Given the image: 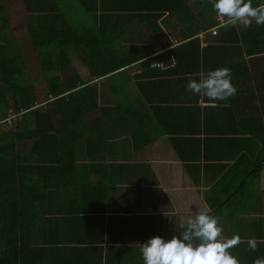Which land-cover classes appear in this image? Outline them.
<instances>
[{"label":"crops","instance_id":"crops-1","mask_svg":"<svg viewBox=\"0 0 264 264\" xmlns=\"http://www.w3.org/2000/svg\"><path fill=\"white\" fill-rule=\"evenodd\" d=\"M31 1L27 4L25 0H0V43L7 44V41L14 40L25 61L35 59L27 32L31 17L40 18L34 23L50 41L58 37L60 28L93 30L102 44L113 45L111 49L105 48L97 58L114 60L126 54L137 59L125 70L109 74L112 76L96 77L81 62L83 56L77 51L76 43L68 42L70 46L64 47L63 52H68L70 63L59 77L62 80L77 79V89L96 86L100 111L86 114L84 122L92 129L90 137L95 136L104 144L88 151L81 142L74 152L70 151L71 155L77 157L80 168L77 174L80 178L85 177L91 186L80 202L89 205L93 214L84 216V226H80L83 221L76 223L71 218H68L69 222L60 224L53 244L46 247L48 253L41 254L40 259L31 264H143L140 244L153 236L170 239L184 230L189 216L206 209H210V214L217 217L225 237L230 238L233 234L241 237L240 243L229 249L240 264H253L255 258L264 257V52L255 55L244 53L235 58L239 70L234 72V76L240 79L242 86H235L236 94L220 106L202 99L188 104L186 94L179 97V102L170 101V107L181 113L174 121L175 125H180L172 127L171 123L163 119V123L168 124L166 128H171L172 132L160 135L153 124L154 119L163 117L154 110L156 104H153L154 117L146 113L150 106L144 94L147 95L150 88L155 87L166 88L169 94L174 88L164 78L151 77V68L146 69L148 62L145 60L149 57L165 60L170 48L166 45L167 41L172 46L180 42L178 29L174 30L178 27L175 18H169L168 13L163 12L155 24L150 25L160 28L167 36L168 40L161 42L146 30L148 27L141 24L143 19L138 16L152 12L141 9L150 0H95L93 6L89 7H82L80 0ZM42 1L48 2L45 11L30 9L42 4ZM54 4H57L56 9H50ZM188 6L195 9L193 2H189ZM130 29H135L137 33L132 36ZM198 35L202 48L207 47L214 37L218 39V35L203 32ZM130 37H135V40ZM228 40L223 44L214 43L223 47L228 44L240 45L231 36H228ZM147 44L153 45L155 52L143 56ZM127 49L133 53H127ZM208 56L209 61L212 60V53L209 52ZM216 56L218 53L215 50L213 58ZM242 62L246 68H243ZM212 63L214 69L215 66L221 68L225 65L219 58ZM32 69L27 70V77L31 81L36 79L32 89L34 92L42 89L44 100L47 98L46 83L41 80L38 65L35 72H30ZM141 74L142 78H138ZM198 74L200 78L202 73ZM110 77L113 78L108 80ZM185 89L184 86L182 91ZM116 103H119V109L115 114ZM183 105L223 109L218 112L215 109L209 118L208 134H199L201 145L208 146L198 149L200 158L195 164L199 170L197 178L192 172L195 169H190L177 157L171 141V138L180 137L179 132L174 133L173 129L187 125L180 118L183 113H187ZM123 109L127 111L118 115ZM128 111L136 115L127 117ZM168 119L172 120L171 117ZM132 123L139 124L137 128L143 131L139 135L143 136L140 142L155 140L134 149L131 134L136 130L131 127ZM54 125L57 128L55 122ZM17 150L28 151L26 148ZM256 163L260 168L258 177L249 179ZM247 171L250 172L243 177ZM237 184L243 188L230 203L214 211L211 206L218 204L221 196L224 197ZM99 223L102 232L95 228ZM54 232L56 228L50 237ZM39 235L37 240L41 238V233ZM50 237L45 241L49 242ZM250 237L259 240L255 251L248 248ZM94 241L96 244H92ZM39 242L33 249L43 247L41 240ZM23 260L30 264L31 256L23 257Z\"/></svg>","mask_w":264,"mask_h":264},{"label":"trees","instance_id":"trees-1","mask_svg":"<svg viewBox=\"0 0 264 264\" xmlns=\"http://www.w3.org/2000/svg\"><path fill=\"white\" fill-rule=\"evenodd\" d=\"M25 2L29 4L33 1L25 0ZM80 2L82 7H89L93 6L95 0H80ZM189 2H193L194 10L188 6ZM260 2L261 0H253V6L255 7ZM212 3L213 0H150L141 7L146 12L152 11L138 16L143 19L141 24L147 26L146 30L151 32L157 40L161 42L168 40L160 28L150 26L155 24L163 12H167L169 18H175L178 27L175 28L174 25L173 28L178 29L180 33V42L176 46H172L167 41L166 45L170 48L165 60H155L152 57H146L145 60L146 63L148 62L146 69L151 68V74H149L152 75L151 77L164 78L174 88L169 94L163 87L150 88L148 94H144L146 103L150 106L146 113L154 117L155 110L163 117L154 119L153 124L160 135L172 132L171 128H166L168 124L163 123V119L171 123L173 127L176 117L181 115L180 112H176V108L170 107V101L179 102L181 101L179 97L186 94L189 99L188 104L196 103L199 99L212 102L206 97L202 98L190 91L182 90L184 86L186 88L190 79H199V72L206 74L207 71L213 70V60L219 58L225 64L223 67L231 69L234 86H242L240 79L234 76V72L239 70L235 58L244 53L255 55L264 52V25H257L255 22L245 27L237 22L219 26L217 24L218 13L213 9ZM55 6L57 4L50 9H56ZM47 8L48 2L43 1L40 5L30 7L31 10L41 11ZM214 16H216L215 19ZM39 19V17H31L30 24L27 26L29 46L35 55L33 61L27 62L22 58L20 49L17 48L14 40L7 41V44L0 43V264H29L27 260H23L26 256H31L30 264L36 259L39 260L41 254L48 253L46 247L53 244L54 236L59 233L60 224L69 222L68 218H71L73 222L81 223L86 220L84 216L93 214V209L89 208V205L80 202V198L87 193L88 189H91V186L85 177L80 178L77 174L80 169L77 165V157L71 155L70 151L74 152L81 142L88 151L104 144L100 143L97 137H90L92 129L84 122L86 114L100 111L97 103L98 91L95 85L77 89V79L62 80L59 77L70 63L68 52H63L64 47L70 46L72 42L76 43L77 51L83 56L81 62L87 65L96 77L125 70L137 62V59L126 56V54L114 60L97 58V55L105 48L111 49L113 45L102 44L93 30L60 28L58 37L50 41V38L47 35L44 37L42 29L34 23ZM216 26H219L216 37L218 39L214 37L207 47L202 48V41L198 34L209 32ZM55 31L56 29L53 32ZM130 33L133 36L137 32L135 29H130ZM228 36L234 38L237 43L240 42V45L228 44L225 47L215 45L214 42L223 44L229 41ZM130 38L135 40V37ZM156 44L159 43L156 42ZM146 48L147 51L145 49L143 56H149L155 52L151 44H147ZM215 50L218 56L213 58ZM126 52L133 53L130 49ZM209 52L212 53L210 61ZM171 56L175 61L173 67L151 66L160 61L167 64ZM37 65L40 68L41 80L46 83L47 87V98L41 103L37 102L32 89L36 79L31 81L27 77V70ZM242 66L246 68L244 62ZM216 68L218 66H215ZM141 76L142 74L138 75V78H142ZM111 78L113 77L108 80ZM171 98L176 99L171 100ZM183 101L182 99V103ZM214 102L220 106L225 101ZM153 104H156L154 110ZM183 106L187 113L185 112L186 115L183 113L180 118L183 124L187 125L184 128L173 129L174 133L179 132L180 137L179 139L171 138V141L177 157L190 169L196 170L192 172L197 178L199 170L195 164L200 158L198 149L203 147L198 139L199 134H208L209 118L215 109L216 112L223 109ZM118 109L119 103H116L115 114ZM126 111L123 109L118 115H123ZM222 112L227 113V111ZM133 115L136 114L131 111L126 114L127 117H133ZM178 125L180 124H176L175 127ZM139 126L136 123H132L131 126L136 130L134 134H131L134 149L142 148L155 140L153 138L140 142L143 136L139 137V135L143 131L137 128ZM208 142L209 140L206 139V143ZM22 144H27V152L17 150V148H23L20 147ZM207 146L208 144L203 148ZM256 165L257 163L253 165L255 169L249 179L258 177L260 168ZM249 172L247 171L243 177ZM242 188L238 184L234 186L224 197L221 196L218 204L211 206L212 209L217 211L221 205L230 203ZM84 225L85 221L80 226ZM55 228L56 232L50 237ZM95 228H99L102 232L100 223ZM101 232L99 231L100 236ZM39 233H41V238L37 240L40 237ZM49 237L50 241L46 242L45 240ZM40 240L43 247L33 249V246L39 244ZM95 241L92 244H96Z\"/></svg>","mask_w":264,"mask_h":264},{"label":"clouds","instance_id":"clouds-1","mask_svg":"<svg viewBox=\"0 0 264 264\" xmlns=\"http://www.w3.org/2000/svg\"><path fill=\"white\" fill-rule=\"evenodd\" d=\"M212 7L223 15L218 17L224 21V24L217 21L219 26L239 22L246 27L253 19L257 25H264V0L255 7L253 0H213ZM185 90L212 102L226 101L237 91L231 69L227 67L209 70L199 79H190ZM210 213L211 210L206 209L189 216L184 230L170 239L153 236L140 244L143 264H240L229 249L240 243L241 237L238 234L225 237L217 217ZM258 242V238L250 237L248 248L255 251ZM253 264H264V257L255 258Z\"/></svg>","mask_w":264,"mask_h":264},{"label":"bare ground","instance_id":"bare-ground-1","mask_svg":"<svg viewBox=\"0 0 264 264\" xmlns=\"http://www.w3.org/2000/svg\"><path fill=\"white\" fill-rule=\"evenodd\" d=\"M213 31L215 32V34L213 33ZM203 34H210V35H212V36H216V35H218V29H216V28L213 27V28H211V29L209 30V32H208V31H205V32H203ZM172 60H173L174 65H175V61H174L173 57L171 56V57L169 58L168 63L165 65L164 68H171V67H173L174 65L171 66Z\"/></svg>","mask_w":264,"mask_h":264},{"label":"rangeland","instance_id":"rangeland-1","mask_svg":"<svg viewBox=\"0 0 264 264\" xmlns=\"http://www.w3.org/2000/svg\"><path fill=\"white\" fill-rule=\"evenodd\" d=\"M225 18H227V16H225ZM30 72H35V67H33L32 71H30ZM34 97L36 98V100L39 99L40 102H41V100H43V98H44V92H43V90L42 89H40L39 91L36 90L34 92ZM37 102H38V100H37ZM20 147H23V148H26V149L28 148L27 147V144H22Z\"/></svg>","mask_w":264,"mask_h":264},{"label":"built area","instance_id":"built-area-1","mask_svg":"<svg viewBox=\"0 0 264 264\" xmlns=\"http://www.w3.org/2000/svg\"><path fill=\"white\" fill-rule=\"evenodd\" d=\"M217 21L221 24H224L223 22V19L220 17V18H217ZM228 22H231L230 21V18H229V21ZM213 33L215 34V32L213 31ZM165 65H166V62H162V61H160V62H156V63H153L151 66H153V67H157V68H164L165 67ZM174 65V62H173V60H172V63H171V66H173ZM8 125H10V122H8Z\"/></svg>","mask_w":264,"mask_h":264}]
</instances>
